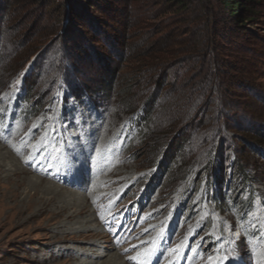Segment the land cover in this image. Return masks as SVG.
I'll list each match as a JSON object with an SVG mask.
<instances>
[{"label":"rangeland","instance_id":"obj_1","mask_svg":"<svg viewBox=\"0 0 264 264\" xmlns=\"http://www.w3.org/2000/svg\"><path fill=\"white\" fill-rule=\"evenodd\" d=\"M212 2V49L191 50L146 0H0V153L96 198L71 233L85 217L18 212L0 183V264L261 263L264 0L241 23Z\"/></svg>","mask_w":264,"mask_h":264},{"label":"bare ground","instance_id":"obj_2","mask_svg":"<svg viewBox=\"0 0 264 264\" xmlns=\"http://www.w3.org/2000/svg\"><path fill=\"white\" fill-rule=\"evenodd\" d=\"M16 140L18 141L19 137H17V139H15V141ZM26 141H27V137L25 136L21 140V142H19V143H20V145L23 146L25 144L24 142H26ZM44 142H45L44 138H42L41 141L39 142V146L37 148H41V146H44V144H45ZM22 151H23V149L19 150L17 152L22 153ZM36 152H38V151H36ZM6 161L7 162L15 161V163H14V168L12 167V169H11V170H13L12 173L4 175L3 164ZM2 174L4 176H2ZM3 182L12 183L15 186V189L9 190L8 198L10 199V201L14 202L15 210H18V212H26L27 210H30L34 207H38L37 209H39V210L43 209V207H45V203H43L41 201H48L49 200L50 204L57 206L55 211L53 212L55 216L64 217L65 220L68 218H71V219L75 220V222H76V221H78L79 218L86 216V213L89 210V205H88L89 200H91L92 198L96 199L94 197L95 192L94 193L92 192V194L80 195V196L76 197L77 193L75 194L74 191L72 194H69L68 191H66L62 187L56 186L55 184L49 183V182L45 183L40 178H39V180H38V178L37 179H29L25 173V169L22 167L21 163H19L17 157H15V155L11 152H6L4 154L0 153V183L3 184ZM99 182H100V179L96 180V182H94L95 186ZM25 184L30 185L33 189H37L40 187L42 190L41 193H43V192L47 193L48 192L49 194L52 195V197L51 198H44L43 197V199L39 198L37 200L35 195L30 194L29 192H25L24 189H23V193H20L21 187H23ZM41 185H43V187H41ZM39 203L40 204L42 203V206ZM91 218H92L91 216L89 218L85 217L86 220L87 219L90 220ZM88 220L86 221V223L83 227L77 228L73 225V227H72L73 231H71V233L74 231H77V230H78V232H80L81 230H85V229L87 230L86 224H87ZM73 223H74V221H73ZM87 227L89 228L90 225H88ZM62 233H66V232H62ZM97 236H98V234L90 235L88 237H85V239H87V241L89 243H91L90 241H94ZM60 239H61L60 241L65 240V241H70V242L75 241V240H79V238L75 237V236H71V237L64 236ZM97 246H99V245H97ZM96 251L97 250H95V252ZM67 255L69 256V254H67ZM103 256H106L108 258V261L107 260L103 261L101 259L94 260V259H87V258H84V259L75 258V259H70L69 264L74 263L72 260H76V262H77L76 264H118V262L115 261V257H113V259H111L112 256L107 254V255H100V258H102ZM98 257H99V255H96V257H92V258H98ZM260 258L262 260L260 264H264V254L261 255ZM155 259L152 258L151 261L153 262V260H155ZM111 260H112V262H110ZM170 260H172V259H170ZM140 263H143V262H140ZM171 263H172L171 261L170 262L168 261L166 264H171ZM63 264H66V263H63ZM146 264H150V261L149 262L147 261Z\"/></svg>","mask_w":264,"mask_h":264},{"label":"trees","instance_id":"obj_3","mask_svg":"<svg viewBox=\"0 0 264 264\" xmlns=\"http://www.w3.org/2000/svg\"><path fill=\"white\" fill-rule=\"evenodd\" d=\"M73 6L81 7L88 0H67ZM140 2L143 0H133ZM155 8L158 15H167L165 21L169 23L171 28L163 33L168 35L169 39L174 38V35L180 32L177 27L188 25L192 27L190 33H194L199 37L198 42H190L191 50L198 48L197 46L211 50L213 35H216V30L211 26L212 15L209 12V6L212 5V0H146ZM220 10L224 13L222 17L231 19V21L243 22L242 18L246 13L249 17L257 15L256 7L262 0H217ZM211 4V5H210ZM169 16V17H168ZM251 21V19H247ZM195 43V44H194ZM198 43V44H197Z\"/></svg>","mask_w":264,"mask_h":264},{"label":"snow or ice","instance_id":"obj_4","mask_svg":"<svg viewBox=\"0 0 264 264\" xmlns=\"http://www.w3.org/2000/svg\"><path fill=\"white\" fill-rule=\"evenodd\" d=\"M209 259L211 260L212 258L210 257Z\"/></svg>","mask_w":264,"mask_h":264}]
</instances>
